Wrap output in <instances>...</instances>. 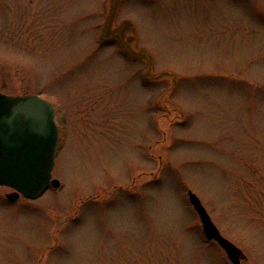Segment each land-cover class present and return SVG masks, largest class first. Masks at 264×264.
I'll return each mask as SVG.
<instances>
[{"label": "rangeland", "instance_id": "obj_1", "mask_svg": "<svg viewBox=\"0 0 264 264\" xmlns=\"http://www.w3.org/2000/svg\"><path fill=\"white\" fill-rule=\"evenodd\" d=\"M262 22L264 0H0V91L60 125L59 186L0 197V264H228L187 190L264 264Z\"/></svg>", "mask_w": 264, "mask_h": 264}, {"label": "water", "instance_id": "obj_2", "mask_svg": "<svg viewBox=\"0 0 264 264\" xmlns=\"http://www.w3.org/2000/svg\"><path fill=\"white\" fill-rule=\"evenodd\" d=\"M58 139L55 107L50 100L35 93L0 91V186L11 189L6 194L9 199L20 194L37 198L49 184L59 185V180L52 178ZM187 194L206 237L217 241L234 264H240L244 257L241 249L221 235L197 195L191 190Z\"/></svg>", "mask_w": 264, "mask_h": 264}, {"label": "flooded vegetation", "instance_id": "obj_3", "mask_svg": "<svg viewBox=\"0 0 264 264\" xmlns=\"http://www.w3.org/2000/svg\"><path fill=\"white\" fill-rule=\"evenodd\" d=\"M57 122H58V121H57ZM58 124H59V123H58ZM59 126H60V125H59ZM6 194H7V192L1 194L0 197H3L7 202H10V203H11V202H16V201H18V200H22V201H24L26 204H29V206H30V204H32V201L34 200V199H30V198L24 197V196H22V195H19L17 198L11 200V199H9V198L6 196ZM202 235H203V239H202L203 241L205 240V241H207V242H211V243H215V244H217L214 240H208V239H206L203 233H202ZM244 258H245V256H244L243 258H240V264H241V261H242ZM225 259L227 260V263H228V264H233L230 260H228V258H227L226 256H225Z\"/></svg>", "mask_w": 264, "mask_h": 264}, {"label": "snow or ice", "instance_id": "obj_4", "mask_svg": "<svg viewBox=\"0 0 264 264\" xmlns=\"http://www.w3.org/2000/svg\"><path fill=\"white\" fill-rule=\"evenodd\" d=\"M261 28H262V30H264V22H262Z\"/></svg>", "mask_w": 264, "mask_h": 264}]
</instances>
